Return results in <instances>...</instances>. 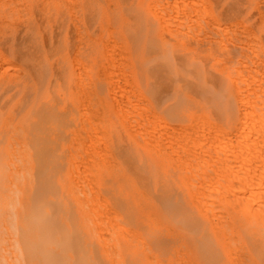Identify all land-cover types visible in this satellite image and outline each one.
Segmentation results:
<instances>
[{
    "label": "bare ground",
    "instance_id": "6f19581e",
    "mask_svg": "<svg viewBox=\"0 0 264 264\" xmlns=\"http://www.w3.org/2000/svg\"><path fill=\"white\" fill-rule=\"evenodd\" d=\"M70 1L65 4L71 5ZM109 1L127 11L107 13L99 0H79L66 10L32 7L27 21L0 28V96L7 94L8 102L17 98V108L10 115L22 116L24 126L15 132L25 134L24 142L33 153L22 152V143L15 144L19 137L10 131L27 162L25 172L21 166L18 174L33 181L30 195L37 198L35 219L45 258L51 264H264V0H163L165 4L159 0L162 13L158 18L163 17L159 32L148 28L140 0ZM170 3L177 17L166 10ZM158 8L155 5L154 11ZM69 15L72 21H67ZM98 18L99 23L119 22L112 32L121 42L116 47L124 48L125 61L120 57V62L129 73L126 78L125 70L121 81H129L133 95L151 106L147 105L154 122L150 130L142 123V133L116 134L118 111L108 106L104 95L118 81L109 80L113 63L106 58L105 43L87 27L79 28L82 21L88 25L91 21L92 27ZM76 67L90 74L84 95L76 86ZM101 72L109 78H100ZM85 99L99 105L97 115L92 107L87 111L97 116L101 132L96 126L94 131L107 143L108 159L101 165L93 163L90 155L87 159L84 152L89 147L81 123L82 115L86 116L81 108ZM162 107L165 117L156 110ZM167 118L174 124L168 126ZM81 124L85 127L81 126L82 135ZM172 128L178 129V137L180 132L183 135L176 138L169 154L159 143L170 137L163 132H159L161 139L155 135ZM206 131L210 139L204 145ZM158 141L161 148L157 146L154 152L141 147L156 146ZM193 145L203 146H199L202 154L205 149L225 161L230 178L221 172L216 175L213 169L208 177L204 167V173L201 169L197 175L189 172L196 177L205 174L201 180L197 179L201 175L192 176L195 183L204 181L198 182L199 189L197 183L192 184L182 166L197 157L193 156L199 149L195 151ZM153 153L159 155L157 159ZM204 155L201 162L208 160ZM190 163L186 168H191ZM201 164L192 163L193 171L197 173ZM14 172L11 169V175ZM19 176L8 180L19 181ZM29 200L30 209L26 202L25 212L33 209Z\"/></svg>",
    "mask_w": 264,
    "mask_h": 264
},
{
    "label": "rangeland",
    "instance_id": "374dc122",
    "mask_svg": "<svg viewBox=\"0 0 264 264\" xmlns=\"http://www.w3.org/2000/svg\"><path fill=\"white\" fill-rule=\"evenodd\" d=\"M8 0H0V28L1 27H5V26H9V27H12V28H14V27H16V25H18L19 23H22V22H25V21H27V19H28V12L30 11V9H32V7H34V8H41V7H53V8H69V7H71V5L73 4V5H75L76 4V2H78L77 0L75 1V0H68V1H70L69 2V4H71V5H67L68 4V2H67V0H10V1H8ZM39 1V2H38ZM57 1V2H56ZM62 1V2H61ZM84 0H81V2H83ZM141 2H142V7H141V10H140V12L142 11V13L146 16V20H147V25H148V28H150V29H153L155 32H159V31H163V28H161L162 27V25L160 24V23H162V22H160V21H162V19H163V17L161 18V16H160V20H159V15H161V14H159V13H162L161 12V10L158 8V5H160L159 7H161L162 6V4L160 3V2H162V3H164L165 4V0L163 1V0H160V2H159V0H140ZM153 1H154V3H153ZM73 2V3H72ZM65 3H67V4H65ZM99 3L101 4V6L104 8V10L107 12V13H111V11H117L118 12V15L119 14H123V13H125V11H127V10H123V8L122 9H120L119 7H117L118 5H117V3H115L114 1L113 2H111V1H109V0H107V2H106V0H99ZM112 3H114V4H112ZM173 4H174V2H172ZM172 3H170L169 5L171 6H168V8L169 9H167V7H165L166 8V10H170V13H171V15L170 16H172V18L176 15V13H177V10L174 8V6H172ZM9 4V5H8ZM61 6H60V5ZM108 4H109V6H108ZM154 4V5H153ZM164 4H163V7H164ZM156 5V8H158L159 9V11L157 10V9H155V11L156 12H158L157 14H155L156 12L154 11V6ZM167 5V4H166ZM165 5V6H166ZM16 6H17V8H16ZM25 6L26 8H27V12H26V8L24 7V9H23V7ZM64 6V7H63ZM153 6V7H152ZM19 7V8H18ZM153 8V9H152ZM165 8L163 9V10H165ZM173 9L172 11L173 12H176V13H173V15H172V11H171V9ZM112 9V10H111ZM2 10V11H1ZM19 10V11H18ZM66 10V9H65ZM85 10V9H84ZM122 10V11H121ZM153 10V11H152ZM12 11H13V13H12ZM121 11V12H120ZM23 12V13H22ZM155 12V13H154ZM9 13H10V15H9ZM16 13V14H15ZM26 13V15H24ZM163 13H164V11H163ZM17 15V16H16ZM19 15V16H18ZM165 15V14H164ZM24 16V17H23ZM26 16V17H25ZM217 16H218V14H217ZM12 17V18H11ZM72 16L71 15H69V16H67V21H72L73 20V18H71ZM176 17H177V15H176ZM195 18V17H194ZM11 19H12V21H14V22H11ZM84 19V18H83ZM206 19H208V17L206 18ZM205 19V20H206ZM80 20V19H79ZM80 21H82V19L80 20ZM91 22V21H90ZM90 22H89V25H88V23L87 22H83L82 21V23L80 24L79 23V28H80V31H83L84 30V27H87V30H88V32L94 37V38H96V37H99L100 39V43L102 44V45H104V43H105V45H104V47H106V50L107 51H104V52H106L105 54H106V58H109L110 57V61L111 60H113L112 62H110L109 61V63L111 64V63H113L112 65H110V67H111V70H110V68H109V70L110 71H112V72H110V73H112L113 74V76H112V74L110 75V74H108L109 73V71L107 72V74L109 75V77H107L106 76V73H103V72H101V74H104V75H101L100 76V78H102V77H104V79L106 80V78L108 79L109 78V80H111V78H112V81L114 80H116L117 81V79H118V81L116 82V83H114V85H112V87L113 88H111V92L110 91H104V95L106 96V98H107V102H108V106H113V107H116V110L118 111L117 112V114H116V112H115V114L116 115H114V117H115V119H117V120H115L114 122H115V124L117 125V131H116V134H118L119 133V131H120V134H131V136H133L134 134L133 133H142V131L141 130H143V131H145L144 129H145V127H144V125H148V126H146L147 128H146V130H150L151 128H153V124H154V122H153V119L151 118L152 117V115L150 114V112H151V108H149L148 106H150L149 105V103H144V101L142 100V102L139 100V97L137 98V96L135 95H133V88L131 87V85L129 84V81L126 83V81L124 82V84H123V81H121L122 79H123V75H121V74H123L124 73V71L126 70H124L123 71V69L124 68H126V67H124V68H122L123 67V65H125L124 64V62L122 63L123 65L121 66V62H120V57L122 58V57H126L125 56V51H124V48L121 46V47H116V46H119V44H121V42H119V40L117 39V36H115L114 34H113V32H112V30L113 29H117V28H119V22L118 21H115L114 23H108V21H106V20H104L103 21V23H99L100 21H99V18L97 19V21H95V23L92 25V27H91V25H90ZM5 23H7V25L5 24ZM195 24V23H194ZM86 25V26H85ZM99 25V26H98ZM83 26V27H82ZM101 26V27H100ZM108 26V28L106 29V27ZM110 28V29H109ZM83 29V30H82ZM109 30V31H108ZM101 32V33H100ZM100 33V34H99ZM114 40L116 41V42H114ZM104 42V43H103ZM114 42V43H113ZM106 44H107V46H106ZM112 48H111V47ZM114 47V48H113ZM119 48H123L122 50L121 49H119ZM104 50V49H103ZM108 50H109V52H108ZM116 50V51H115ZM112 51H113V53H112ZM119 51L121 52V53H119ZM110 53H111V56H110ZM113 54V55H112ZM120 54H122V56L120 55ZM117 56H118V58H119V60H118V58H117ZM124 58H122L121 60L122 61H125V59ZM193 58H196V56L193 54ZM124 59V60H123ZM197 59V58H196ZM119 61V62H118ZM17 64H19L17 61H15ZM104 64H106V63H104ZM118 64V65H117ZM114 66V67H113ZM116 66H117V68H116ZM118 66L120 67V69H122L121 71H122V73H121V71L119 70V68H118ZM77 68V67H76ZM78 68H80V67H78ZM75 69V71L77 72L79 69ZM112 68H114V69H112ZM1 70H3V69H0V73L2 72ZM117 70V71H116ZM127 71V70H126ZM126 71H125V75H127V77L126 78H128L129 77V73H128V71H127V74H126ZM76 72H74V79H75V81H76V83L78 84H76V86H78L79 87V92H80V95H84V93L85 92H87L86 91V89L89 87V83H90V80H88L89 79V77H90V74H85V72L82 70V68H80V70L78 71V74L76 73ZM84 72V73H83ZM114 72H116V73H114ZM85 75V76H83V74ZM87 73V72H86ZM119 75V76H115V75ZM76 75H77V78H76ZM87 75V76H86ZM83 76V77H82ZM89 76V77H88ZM94 79H98L99 77H97V76H99V75H91ZM114 76L116 77V78H114ZM120 77V78H119ZM83 78V79H82ZM85 78V79H84ZM114 78V79H113ZM78 79V80H77ZM90 79H92V78H90ZM84 80V82H82ZM113 81V82H114ZM79 82V83H78ZM87 82H88V87H87ZM80 83H82V84H84V87H83V85L82 84H80ZM79 84H80V86L82 85V88L79 86ZM113 84V83H112ZM86 85V86H85ZM118 87V88H117ZM125 87V88H124ZM129 87V88H128ZM77 88V87H76ZM81 90H83V92L81 91ZM125 90V91H124ZM3 91V89L2 88H0V94H1V92ZM78 91V90H77ZM129 91V92H128ZM117 92V93H116ZM125 92H126V94H125ZM83 93V94H82ZM115 93V94H114ZM128 93V94H127ZM146 93V92H145ZM118 94V95H117ZM147 94V93H146ZM79 95V94H78ZM111 95V96H110ZM132 95V96H131ZM133 96L135 97V98H133ZM139 96V95H138ZM112 97V98H111ZM126 97V98H125ZM128 97H129V100H128ZM132 97V98H131ZM116 99V100H113V99ZM119 98H120V100H119ZM125 98V99H124ZM7 99V94H4L3 96H0V141H1V143H0V145L2 146V148H1V150H0V245L1 244H4V246L3 245H1V246H3V248L0 246V264H13V263H16V264H51L50 263V260H49V258H47V256H46V258H45V254H44V251H45V244H44V242H43V239L41 238V231L37 228V220L35 219V214H36V208H35V205L37 204V202H36V200H37V198L36 197H33V196H31L30 195V193H31V191H32V183H33V181H28V179H26L27 177H26V175L25 174H21L20 175V173H21V170L20 169H22L23 167H21V166H24V168H23V173L25 172V168H26V160H23V158L25 157L21 152H19V150H18V146L19 145H21V143H22V145H21V148H19L20 150H22V152H25V151H29L28 153H29V155L30 154H33V153H31V151H30V149L28 148V145H26V142H24V141H26V136H25V134H21V135H19L18 136V134L15 132V131H17V130H19V128L23 125L24 126V123H23V119H21V117L20 116H16V117H14L13 115H10V114H12V112H13V110L15 109V108H17V105H16V100H17V98L15 99H12V100H9V102H8V100H6ZM86 100V99H85ZM125 100H126V102H125ZM133 100V101H132ZM6 101H7V103H6ZM87 101V100H86ZM85 101V103H84V101L83 102H81V104L83 103V104H85L86 105V107H84L83 106V104H82V109L83 108H85L84 110H86V112L84 113V114H86V116H83L82 115V120H81V123L86 127H84V126H82V124L80 125V128H79V132L81 133V135H82V131H83V129H84V135H83V139L85 140V143H86V145H88L89 147H86V151H87V153H86V151H84L85 152V156H86V158L88 157V158H91V159H93V160H91L93 163L94 162H97L96 164H98V162H99V165H101L103 162L105 163L106 161H107V159H108V156H107V154L104 152V149L106 150V148H107V146H106V144L107 143H105L106 141H104L105 139H104V136H103V138H102V136H101V134H97V130L99 131V133L101 132V127L99 126V128L97 127L98 125H96L97 123H98V119H97V116H93L92 114H90L91 112H89V111H92V110H94L93 112L94 113H96V114H94V115H97V112H98V108H99V105H96L95 103H90V101L88 100L87 102H89L90 103V106H89V103H87ZM128 101V102H127ZM133 102V104L131 103L130 104V102ZM117 103H118V105H117ZM80 104V105H81ZM137 106H136V105ZM166 104L167 103H165L164 105L166 106ZM2 105V106H1ZM124 105V106H123ZM128 105V106H127ZM144 105V106H143ZM148 105V106H147ZM6 106V107H5ZM89 106V107H88ZM90 107H92V110H90L89 108ZM95 107V108H94ZM123 107V108H122ZM151 107V106H150ZM80 108V109H81ZM121 108V109H120ZM140 108V109H139ZM147 108V109H146ZM148 108H149V111H148ZM98 109V110H97ZM137 109V110H136ZM87 110H89V111H87ZM120 110H123V111H120ZM125 110V111H124ZM156 110H158V114H160L159 116H162V117H165V113L163 112V107L162 108H159V109H156ZM123 114L124 113V115H122V114H120V115H118V113H120V112ZM132 113H130V112ZM144 111V112H143ZM88 112H89V114H88ZM146 112V113H145ZM145 113V114H144ZM20 115H21V113H20ZM92 115V116H91ZM122 115V116H121ZM139 115H141V116H139ZM147 115H148V117H147ZM136 116V117H135ZM12 117H13V119H12ZM93 117V118H92ZM126 117V118H125ZM90 118V119H89ZM92 118V119H91ZM125 118V119H124ZM136 118H138V120H136ZM145 118H147V119H145ZM150 118V119H149ZM19 119H20V121H19ZM85 119H88V120H85ZM119 119V120H118ZM152 119V120H151ZM155 120V119H154ZM159 120V119H158ZM167 121H168V126L170 125H173L174 123H173V121H172V119H170V118H167L166 119ZM7 121V122H6ZM84 121V122H83ZM94 121V122H93ZM134 121V122H133ZM145 121H146V123H145ZM156 121V120H155ZM90 123V125H89V123ZM120 122V123H119ZM131 122V123H130ZM122 123V124H121ZM133 123H135V124H133ZM140 125H138V124ZM144 124V125H142L141 126V124ZM155 123H157V121L155 122ZM159 123V122H158ZM99 124V123H98ZM126 126H125V125ZM149 124H150V128H148L149 127ZM11 126V128H9L10 126ZM122 126L123 128H121V127H119V126ZM131 125V127H129ZM133 125H134V127H133ZM83 127V129H82V127ZM95 126L98 128L97 130H96V132L94 131L95 130ZM157 126V125H156ZM140 127V128H139ZM126 128V129H125ZM136 128H138L139 130H140V132H139V130H137V131H135L136 130ZM173 129V128H172ZM153 130V129H152ZM176 130H178V129H173V131H171V129H163L162 131H157V134L155 135V136H158V139L161 137L162 138V133L161 132H163V133H165V136L167 135V137H170V138H166L165 140H163V138L160 140V143H159V141L157 142V145L156 146H154V144L153 145H150V144H148V146H146V145H142L141 147L142 148H145V149H150V150H155V149H157V146H158V148H161V147H163V149L167 152L168 151V153L170 154L171 153V149H173L172 147L174 146V145H176V143L178 142L177 141V139L179 140V138H181L182 137V132H180L179 133V137H178V133L177 132H179V131H176ZM10 131H11V134H12V132L14 133V135L16 136H18L19 138H13V139H15V140H17V142H15L14 140H12V136L10 137ZM93 131H94V136H93ZM130 131V132H129ZM208 131V130H207ZM207 131H206V133L204 132L203 133V135H204V139L205 140H203L201 143H203V142H205V143H203L204 145H206V144H208L209 143V133L207 134ZM86 132H87V134L89 135H86ZM91 132V133H90ZM127 132H129V133H127ZM152 132V131H151ZM161 134H160V133ZM172 134H171V133ZM209 132V131H208ZM176 133H177V137H176ZM97 134V135H96ZM159 134V135H158ZM171 136H170V135ZM173 134H175V135H173ZM180 134H182V135H180ZM207 134V135H206ZM98 135H100V137L99 138H102V140H103V142L101 143V139H98ZM149 135V134H148ZM148 135H146L145 136V139L148 137ZM169 135V136H168ZM15 136H13V137H15ZM16 136V137H17ZM91 136V137H90ZM155 136H154V138H155ZM181 136V137H180ZM85 137H87V138H85ZM92 139V142H90L91 141V139ZM177 138V139H176ZM12 140V142H10L11 140ZM87 139V140H86ZM94 139H97V141L99 142H97L96 141V143H97V147H95V141H94ZM173 141H172V140ZM183 139V138H182ZM83 140V141H84ZM149 140H153V139H150L149 138ZM168 140H169V142H168ZM94 141V142H93ZM148 141V140H147ZM177 141V142H176ZM14 142H15V144L17 143V144H19L18 146H16L15 147V144H14ZM21 142V143H20ZM134 144H135V142L134 141H132ZM171 142H174V143H172V146H171ZM84 143V144H85ZM91 143V144H90ZM94 143V144H93ZM100 143H101V145H100ZM161 145V147H160V145ZM11 144V145H10ZM91 146H90V145ZM104 144H105V147H104ZM202 144V145H203ZM98 146H100V147H98ZM103 146V147H102ZM170 146V147H169ZM194 146V145H193ZM200 145H198V148H197V146L194 148V150L197 148V149H199V150H195L198 154H194V156L193 157H195V156H199V158L198 159H200V160H198V159H195V158H197V157H195V158H191V159H189L190 161H192L191 163L190 162H188L187 161V164H186V166H182V169H183V171L185 172V170H187L188 171V173L190 172V173H192V172H194L196 175L198 174V173H200L201 172V170H203V168L205 167L206 168V174H208V172H209V175H208V177H212V175L214 174L213 173V171L215 170V172H216V175L219 173V172H221L223 175H224V177H225V175H226V177H227V175H228V173H230L228 170H226V163H225V161L223 162L222 161V159L220 160L217 156H216V154L214 153V156H213V154H211V156L208 154V152H206V150L204 149V154H206V155H208V156H206V155H204V154H202L203 153V151L201 152V148L200 147H202V149H203V146H200ZM13 148V149H11L10 150V148ZM18 147V148H17ZM150 147V148H149ZM151 147H154V149H151ZM24 148V149H23ZM102 150V151H101ZM159 150V149H158ZM17 151V152H16ZM170 151V152H169ZM14 152V153H13ZM20 154H19V153ZM154 152V151H153ZM200 152H201V154H200ZM206 152V153H205ZM11 153H13V154H11ZM18 153V155L16 156V154ZM28 153H26L25 155H27ZM100 155H99V154ZM92 154H95V155H92ZM97 154V155H96ZM105 154V155H104ZM154 154V153H153ZM155 155V154H154ZM202 155H204L203 157H205V159L206 158H208V160L209 159H211V160H213V161H208L207 160V162H205L206 160H203L202 159V162H201V158H202ZM22 156H23V158H22ZM28 156V155H27ZM26 156V157H27ZM92 156V157H91ZM94 156V157H93ZM105 157V158H103V157ZM158 154H156L155 155V157H156V159L158 158ZM173 156V160H171L172 162H173V164L176 166V161H177V159H175L174 157H176V156H174V154L173 155H171V157ZM210 156V157H209ZM216 156V157H215ZM9 157H13V158H11V162L12 161H14V164L16 163V161H17V164H13V162H12V164H11V162L9 161ZM15 157H16V159H15ZM19 157H21V160L23 161H21V160H18L19 159ZM83 157H84V153H83ZM97 157V158H96ZM100 157V158H99ZM102 157V158H101ZM169 157V156H168ZM211 157H215L216 159L218 158L221 162H222V166L220 167V165H219V167H218V163H220V162H216V160H215V158L214 159H212ZM28 158V157H27ZM87 158V159H88ZM25 159V158H24ZM85 159V158H84ZM87 159H85V161L87 160ZM97 159H98V161H97ZM96 160V161H95ZM102 160H104V161H102ZM215 160V161H214ZM204 161V162H203ZM23 164H22V163ZM26 162V163H25ZM9 163V164H8ZM171 162L168 160V165H170L171 167L172 166H174L172 163L170 164ZM189 163H190V165H191V168H186L187 167V165H189ZM192 163H193V165H195L196 163L198 164H201V166L200 165H198L200 168L198 169V168H196V169H198L197 171V173H196V171H193V170H195V169H193V166H192ZM207 163V164H206ZM223 163L225 164V168H224V166H223ZM209 164V166H207ZM10 165V168L13 170V172H14V169H15V174H12L11 175V173H10V171H11V169L10 168H8V166ZM14 165V166H13ZM16 165H17V167H16ZM19 165V166H18ZM80 165V164H79ZM78 165V166H79ZM204 165V166H203ZM212 165V166H211ZM169 166V167H170ZM196 166V165H195ZM211 166V167H210ZM18 167H21L20 169H18L17 170V168ZM80 167H82V164L80 165ZM7 168V169H6ZM216 168H217V170H216ZM225 169V170H223V169ZM185 169V170H184ZM190 169V170H189ZM201 169V170H200ZM213 169V171H211ZM220 170V171H219ZM18 171L20 172L19 174H18ZM186 171V172H187ZM211 171V172H210ZM236 171V170H235ZM185 172V175L186 176H189L190 175V178H191V180L193 181L192 182V184L194 183V185L195 186H197L198 185V189L201 187V184L199 185L198 184V182H196L195 183V181H197V179L199 180H201V178L203 179L204 177L203 176H205V174L203 175H201V174H199V175H201L202 177H199V178H197L196 176H194V175H192V176H194V177H196L197 179H194V177L192 178V176H191V174L189 173V175H188V173H186ZM225 172V173H224ZM202 173V172H201ZM203 173H204V170H203ZM16 175H20L19 177L20 178H22V179H20L19 181H15V180H13V178L14 179H18L17 177L18 176H16ZM25 175V176H24ZM219 175V174H218ZM234 175H235V172H234ZM13 177V178H9V179H11V180H13V181H9L8 180V177ZM215 176V175H214ZM7 177V178H6ZM26 177V178H25ZM225 177V178H226ZM229 178H230V176H228ZM226 178V179H229V178ZM190 178H189V180L188 181H190ZM24 179H26V180H24ZM5 180V181H4ZM8 180V181H7ZM16 183H15V182ZM202 182H204V181H200L199 183H202ZM11 183V184H10ZM206 183V182H205ZM87 184H85V186H86ZM3 186H4V189L5 190H3ZM195 186L193 187L194 188V190L196 191V189L197 188H195ZM7 187V188H6ZM192 187V186H191ZM20 188V189H19ZM86 188L88 189V186H86ZM192 188V189H193ZM10 189V190H9ZM8 190V191H7ZM1 191H3V192H1ZM198 191V190H197ZM191 193V192H190ZM197 194V193H196ZM15 195V196H14ZM17 195V196H16ZM191 195V194H190ZM193 195H195V194H193ZM30 197L32 198V204H33V209L30 211V212H25L24 210H23V206L24 205H26V202H27V204L29 205V209H30V205H31V202H30ZM11 198V199H10ZM16 200V201H15ZM8 203V204H7ZM16 206V207H15ZM35 208V209H34ZM101 210H102V208H101ZM29 211V210H28ZM103 211V213H104V210H102ZM1 213L4 215L5 214V216L3 217V215H1ZM11 213H12V215H11ZM7 215V216H6ZM30 217V220H29V217ZM12 219H15V220H12ZM33 219V220H32ZM13 221V222H12ZM15 221V222H14ZM35 221V222H34ZM3 223H4V225H3ZM12 225H14L13 227H11ZM36 225V226H35ZM6 227H8V228H6ZM14 227H15V230H14ZM33 227V228H32ZM7 229V231H6V229ZM10 228V229H9ZM33 229V230H32ZM27 231V232H26ZM4 232V233H3ZM26 233V234H25ZM6 238H5V237ZM9 236V237H8ZM13 236V237H12ZM26 236H27V238H26ZM8 242H10V243H8ZM10 244V245H9ZM14 246H13V245ZM4 249V250H3ZM13 249V250H12ZM27 249V250H26ZM12 250V251H11ZM29 250V251H28ZM11 251V252H10ZM26 251H28L27 253H26ZM12 253L14 254V255H12ZM41 253V254H40ZM32 255V256H31ZM11 256L13 257V259L11 258ZM15 256L17 257V258H15ZM5 258V259H4ZM9 258V259H8ZM28 258V259H27ZM1 260H2V263H1ZM9 262V263H8Z\"/></svg>",
    "mask_w": 264,
    "mask_h": 264
}]
</instances>
